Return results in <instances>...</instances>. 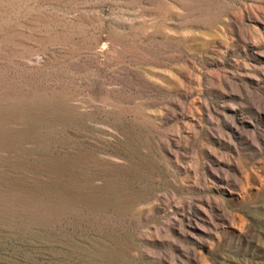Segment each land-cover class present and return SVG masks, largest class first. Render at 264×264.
I'll use <instances>...</instances> for the list:
<instances>
[{
    "label": "rangeland",
    "instance_id": "374dc122",
    "mask_svg": "<svg viewBox=\"0 0 264 264\" xmlns=\"http://www.w3.org/2000/svg\"><path fill=\"white\" fill-rule=\"evenodd\" d=\"M0 264H264V0H0Z\"/></svg>",
    "mask_w": 264,
    "mask_h": 264
}]
</instances>
